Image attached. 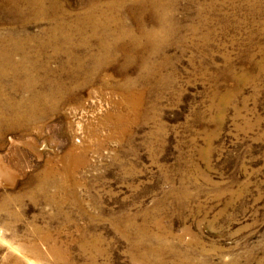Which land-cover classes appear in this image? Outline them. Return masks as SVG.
Listing matches in <instances>:
<instances>
[{
  "label": "rangeland",
  "instance_id": "rangeland-1",
  "mask_svg": "<svg viewBox=\"0 0 264 264\" xmlns=\"http://www.w3.org/2000/svg\"><path fill=\"white\" fill-rule=\"evenodd\" d=\"M90 1L0 4V264H264V0H125L109 49Z\"/></svg>",
  "mask_w": 264,
  "mask_h": 264
},
{
  "label": "bare ground",
  "instance_id": "bare-ground-1",
  "mask_svg": "<svg viewBox=\"0 0 264 264\" xmlns=\"http://www.w3.org/2000/svg\"><path fill=\"white\" fill-rule=\"evenodd\" d=\"M87 1V0H86ZM97 1V0H96ZM125 0H112V1H107L103 4L101 9H98L97 5L95 4V0L90 1L92 5L88 7L83 13L78 15L75 18V23L77 27H74L75 33L78 34H84L85 29L87 28V24H89L90 30L92 34L99 33L100 30H105L107 31L105 33V37L101 42L102 47L104 49H109V47H113L116 45V43H119L125 35L131 36V33H129L128 29L124 25V20L122 16L120 15V10L122 9V3ZM131 1H138L140 3H144V0H131ZM148 1V0H147ZM164 1V0H163ZM49 2H53L52 7L53 11H50L48 9L47 4ZM24 3V5L22 4ZM55 3H57L55 5ZM0 4L4 5H11V10H28L26 11L27 14L30 13L34 18H40V19H51L53 22L55 21L54 17L56 16L59 12L56 10H59L61 7L59 5V0H0ZM149 6L156 8L158 11L160 10H165L166 9V4L162 3V0H149ZM5 7V6H4ZM165 7V8H162ZM3 8V7H2ZM59 8V9H57ZM127 8V7H126ZM3 10V9H2ZM61 11V10H60ZM167 11V10H166ZM21 12V11H20ZM19 12V13H20ZM142 12V11H141ZM23 13V11H22ZM57 13V14H56ZM61 13V12H60ZM59 13V14H60ZM115 13V14H114ZM157 13V12H156ZM161 13V11H160ZM27 14H25L27 16ZM29 15V14H28ZM29 15V16H31ZM63 15V14H61ZM23 16V15H22ZM64 16V15H63ZM21 19V18H20ZM61 19V17H60ZM23 20V19H22ZM30 20V19H29ZM63 20V19H62ZM160 22V21H159ZM23 24V23H22ZM60 25H54L51 27L50 31L54 32L55 28H59L60 31L64 30L67 28L69 30V27L66 24H63L62 22L59 23ZM112 24L116 25V28L112 27ZM65 25V27H63ZM71 29V27H70ZM72 30V29H71ZM88 30V29H87ZM148 30V29H146ZM145 30V31H146ZM49 31V32H50ZM151 31V30H150ZM56 32V30H55ZM153 32V31H152ZM152 32H145L144 35L146 36H151L154 37V33ZM61 33V32H60ZM23 34V33H22ZM48 34V33H47ZM65 34V33H64ZM41 35V34H40ZM43 35V34H42ZM52 35V34H51ZM67 35V33H66ZM99 35V34H98ZM16 33H13L12 31H9L5 34L1 33L0 34V79L6 78V77H13L15 80H17V76L19 73H28V70L26 66L25 59L27 58H22V60L19 61H14L12 59L13 54L24 53V49L29 48L27 47V42H21L20 39L16 37ZM33 36V35H32ZM53 36V35H52ZM36 37V36H35ZM139 37V36H138ZM39 38V37H38ZM142 38V37H141ZM31 39V38H30ZM56 39V38H55ZM66 39V37H65ZM67 40H70V37H67ZM148 40V38H147ZM36 41V40H35ZM49 41V40H48ZM55 41V40H54ZM61 41V40H60ZM67 41V42H68ZM132 43V42H131ZM134 43H139V38H135ZM54 44V43H53ZM84 44V43H83ZM44 45V44H43ZM57 45V44H56ZM73 46V45H72ZM39 47V46H38ZM43 46L40 45V48ZM69 47V46H68ZM116 47V46H115ZM114 47V48H115ZM124 47V46H123ZM122 47V49H123ZM136 47V46H135ZM58 49V48H57ZM60 49V48H59ZM58 49V50H59ZM36 50V49H35ZM104 52V51H103ZM110 52V51H109ZM28 61V60H27ZM34 64V63H33ZM29 66V65H28ZM23 70V71H22ZM31 72V71H30ZM29 74V73H28ZM2 77V78H1ZM21 77V76H20ZM28 79V78H27ZM32 79V78H31ZM28 83V82H27ZM22 87V86H21ZM1 89V88H0ZM34 93V92H33ZM34 95V94H33ZM19 96V95H18ZM84 97V96H83ZM38 98V97H37ZM32 102V101H31ZM29 103V102H28ZM10 106V105H9ZM1 112V111H0ZM2 113V112H1ZM13 116V115H12ZM4 117V116H3ZM37 117V116H36ZM3 119V118H2ZM8 119V118H7ZM11 119V118H10ZM51 168V167H50ZM49 168V169H50ZM45 169L47 171V176L50 174V170ZM54 170V169H53ZM51 171V174L53 172ZM50 174V175H51ZM46 175V173H45ZM43 176V174H42ZM54 176V175H53ZM46 177V176H45ZM52 177V176H51ZM49 178V177H48ZM42 179V178H41ZM43 180V179H42ZM46 180V179H45ZM44 180V181H45ZM44 183V182H43ZM41 185V184H40ZM42 186V185H41ZM43 187V186H42ZM45 187V186H44ZM41 188V187H40ZM39 188V189H40ZM44 190V189H42ZM40 191V190H39ZM58 192V191H57ZM52 199V198H51ZM55 205V204H54ZM30 264H34L33 262H30Z\"/></svg>",
  "mask_w": 264,
  "mask_h": 264
}]
</instances>
